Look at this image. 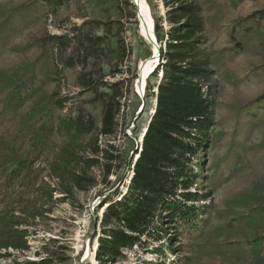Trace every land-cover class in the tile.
<instances>
[{
    "label": "rangeland",
    "instance_id": "obj_1",
    "mask_svg": "<svg viewBox=\"0 0 264 264\" xmlns=\"http://www.w3.org/2000/svg\"><path fill=\"white\" fill-rule=\"evenodd\" d=\"M160 1L146 0L152 19H165ZM197 4L215 107L205 153L194 163L200 179L191 192L200 194L203 201L196 207L205 206L207 214L188 227L176 225L177 236L170 231L176 253L165 237L145 239L147 244L124 251L114 264H264V20L258 17L264 0ZM134 13L124 0H70L63 6L51 0H0V216H8V230L25 232L22 245L28 248L0 250V264L44 259L111 264L97 257L102 214L105 203L127 191L132 173L127 163L140 151L156 106L148 89L160 81L159 74L148 76L144 95L138 90L139 68L159 58ZM100 24H110V31ZM74 29L81 44L77 40L58 51L51 38L72 37ZM163 29L160 50L170 29L165 20ZM86 44L94 45L98 57L83 68ZM82 74L92 75L97 89L83 90ZM118 82L122 132L105 138L99 133L105 102L110 85ZM80 112L93 118L90 135L73 139L57 130L61 120ZM108 144L122 161L105 180L101 168L85 162L95 158L94 146L110 150ZM64 150L81 158L70 162L68 173L85 172L95 186L82 191L72 177L58 178L56 162Z\"/></svg>",
    "mask_w": 264,
    "mask_h": 264
},
{
    "label": "trees",
    "instance_id": "obj_2",
    "mask_svg": "<svg viewBox=\"0 0 264 264\" xmlns=\"http://www.w3.org/2000/svg\"><path fill=\"white\" fill-rule=\"evenodd\" d=\"M58 6L70 0H51ZM166 10L165 19L155 16L154 33L157 40L164 34L163 20L170 29L165 33V47L160 50L158 69L150 77L159 74V83L149 88L155 98L156 106L143 136L140 151L127 163L129 184L126 193L119 200L107 202L102 214V237L99 240L97 257L99 262L116 263L124 251H133L135 247L144 246L147 240L159 242L162 238L169 240V249L176 253L173 246L174 233H180L176 225L189 226L207 214L206 207H196L201 200L199 193L191 192L200 176L194 163L202 160L206 143L210 138L213 124L215 103L212 98L213 70L208 58L201 48L205 23L202 10L197 0H161ZM125 4L132 7L134 17L137 8L130 0ZM264 20V11L259 14ZM110 31V24H100ZM74 29L72 37H52V45L58 51L67 50L71 43L81 40ZM97 41H102L98 38ZM125 51V46L119 44ZM129 53L131 49L128 50ZM81 64L85 68L90 59L98 57L94 45L86 44L82 48ZM69 67H73L70 65ZM161 74V75H160ZM80 87L91 91L97 89V82L90 74L79 77ZM121 84L110 85L111 94L107 96L105 110L101 120L100 136L114 138L119 130V103L122 94L118 88ZM152 90H157L151 92ZM66 101V100H65ZM64 104L60 106L63 107ZM94 129L91 116L82 112L74 118L60 121L57 130L76 139L90 135ZM124 132V131H123ZM101 149L92 148L93 159L85 162L88 168H101L102 176L107 180L113 175V164L119 167L121 154L113 153V146ZM80 156L68 150L62 152L59 161L58 178L72 177L74 185L85 191L96 185L85 172L68 173L70 162L78 163ZM8 216H0V250L11 247L27 250L23 243L25 232L8 230ZM177 230V231H176ZM172 231V232H170ZM147 239V240H145ZM145 240V242H144ZM1 255V254H0ZM1 257V256H0ZM25 264H52L49 259Z\"/></svg>",
    "mask_w": 264,
    "mask_h": 264
},
{
    "label": "bare ground",
    "instance_id": "obj_3",
    "mask_svg": "<svg viewBox=\"0 0 264 264\" xmlns=\"http://www.w3.org/2000/svg\"><path fill=\"white\" fill-rule=\"evenodd\" d=\"M135 1L137 2L138 6L140 8L141 14L145 20V21H141L142 22L141 33H142L143 37L147 41H149L151 44H152V42L155 41L156 44L158 45V41H157V38H156L155 33H154V21H153L152 17L146 11V6H145L146 0H135ZM160 4L163 6L162 1H160ZM154 50H155V54H157V56H159L158 57L159 59L154 64L143 67L141 70L139 68V74L142 76V82H144V79H146L148 76H150L154 72L153 70L156 67V65L161 63V57H160L159 51L156 48H154ZM138 78H137V80H138ZM138 82H140V81L138 80ZM142 87H143V85H142ZM142 87L141 88L138 87V90L142 95H144V91H143ZM155 92H157V90H155ZM103 212H105V209Z\"/></svg>",
    "mask_w": 264,
    "mask_h": 264
},
{
    "label": "water",
    "instance_id": "obj_4",
    "mask_svg": "<svg viewBox=\"0 0 264 264\" xmlns=\"http://www.w3.org/2000/svg\"><path fill=\"white\" fill-rule=\"evenodd\" d=\"M132 2L135 5V7L137 8L139 20L140 21H145L144 18H143V16H142V14H141V11H140V8H139L137 2L135 0H132ZM152 44H153L154 48H156L159 51V53H160V48L158 47V45L156 44V42L154 41V42H152ZM138 77H139L138 80L140 81V88H141L142 87V76L139 74Z\"/></svg>",
    "mask_w": 264,
    "mask_h": 264
}]
</instances>
